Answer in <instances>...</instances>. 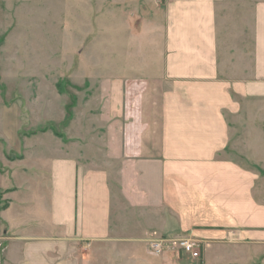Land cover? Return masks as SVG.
<instances>
[{
	"label": "crops",
	"instance_id": "1",
	"mask_svg": "<svg viewBox=\"0 0 264 264\" xmlns=\"http://www.w3.org/2000/svg\"><path fill=\"white\" fill-rule=\"evenodd\" d=\"M63 6L101 129L38 149L0 264H264V0Z\"/></svg>",
	"mask_w": 264,
	"mask_h": 264
},
{
	"label": "rangeland",
	"instance_id": "2",
	"mask_svg": "<svg viewBox=\"0 0 264 264\" xmlns=\"http://www.w3.org/2000/svg\"><path fill=\"white\" fill-rule=\"evenodd\" d=\"M76 1L0 0V258L11 255L12 206L22 183L35 186L29 177L38 169L29 163L43 154L38 149L73 144L95 153L94 128H101L93 120L92 73L78 70L81 40L62 29L66 11L79 12L63 4Z\"/></svg>",
	"mask_w": 264,
	"mask_h": 264
},
{
	"label": "built area",
	"instance_id": "3",
	"mask_svg": "<svg viewBox=\"0 0 264 264\" xmlns=\"http://www.w3.org/2000/svg\"><path fill=\"white\" fill-rule=\"evenodd\" d=\"M151 252L156 256H161L166 252L180 251L190 256L192 259H200L201 251L199 242L192 239H172L163 238L150 244Z\"/></svg>",
	"mask_w": 264,
	"mask_h": 264
}]
</instances>
